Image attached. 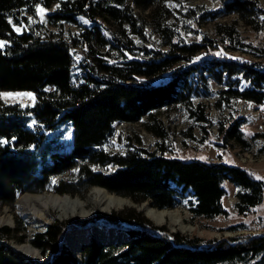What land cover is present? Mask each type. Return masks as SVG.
<instances>
[{"label":"trees","instance_id":"trees-1","mask_svg":"<svg viewBox=\"0 0 264 264\" xmlns=\"http://www.w3.org/2000/svg\"><path fill=\"white\" fill-rule=\"evenodd\" d=\"M169 1L178 0H0V207L13 206L23 193H42L53 178L73 172V178L61 179L53 190L84 196L101 187L138 204L150 201L159 210L174 209L191 195L196 199L190 202L193 217L212 220L230 214L223 204L228 182L242 190L237 194L239 214L262 205L264 182L240 166L168 158L163 143L150 151L140 139L139 146L130 145L122 154L104 149L120 123L145 120L146 131L165 140L159 114L177 107L189 110L206 138L214 122L201 104L195 106L194 98L210 93V82L219 87L218 105L230 107L239 99L264 105V46L243 37L236 23L214 22L219 12L203 7L188 9L187 23L180 24L165 6ZM215 1L254 32L264 31L259 0ZM39 8L49 11L47 21L58 34L38 22ZM137 8L149 17L138 15ZM30 18L37 22L25 30ZM211 22L214 38L200 31ZM65 24L79 31L65 39ZM14 26L24 31L17 33ZM3 92H30L35 101L6 104ZM245 121L219 122L221 142L249 148L240 130ZM63 126L71 128L70 140L57 133ZM187 136L194 139L192 133ZM109 167L113 170L105 172ZM91 221L113 225L126 240L99 243L91 237L79 258L60 242L71 222L56 221L31 240L44 257L36 262L2 244L3 239L25 237L26 228L19 224L0 230V264H264V235L218 243L180 233L167 236L165 227L135 209Z\"/></svg>","mask_w":264,"mask_h":264},{"label":"rangeland","instance_id":"rangeland-1","mask_svg":"<svg viewBox=\"0 0 264 264\" xmlns=\"http://www.w3.org/2000/svg\"><path fill=\"white\" fill-rule=\"evenodd\" d=\"M262 7H264V0H259ZM165 6L172 11L176 18L180 21V24L185 22L184 14L188 11V9H196V8H204L207 11H217L219 12L218 18L214 22H219L221 24H233L236 23V28L245 37L248 41L254 43L255 45L264 46V31L254 32L252 29L248 28L236 15L228 14L224 12V9L221 3L215 0H178V1H169L165 3ZM39 8L38 14L39 19L38 22L42 23L46 28L51 29L53 32L58 34V29L51 26L48 23L47 15L49 11L43 10ZM135 12L145 17H149L147 11H143L142 9L137 8ZM174 19H168L166 23L168 25L175 22ZM37 21L30 18V25L25 28L28 30L33 24ZM214 22L209 23L204 26L200 31L202 34H205L209 38H214ZM185 22L184 24H186ZM17 29H20L17 31ZM14 30L17 33H22L24 31L23 27H15ZM79 30L74 25L65 24L64 25V38L67 39L71 34L77 33ZM149 33H152V29H148ZM193 38H196L193 36ZM152 39L159 44V39L156 35H152ZM250 56V55H248ZM252 57V55L250 56ZM210 93L202 94L199 97L194 98V104H201L206 112L209 114L210 118L213 120L214 125L211 129V134L204 137V132L201 128V124L197 123L192 116L190 115L189 110L186 107H177L172 110H165L159 114V118L164 123L166 128V132L168 134L165 140L159 139L153 134L146 131L142 122L139 123H120L116 127V134L110 140L109 144L105 146V150L111 154H122L126 152L128 146L135 145L139 146L137 140L140 139L142 142V146L150 151L157 150L159 144H164L167 148L166 156L168 158H179L182 160H201L206 162H224L229 165L240 166L249 173L252 174L253 177L264 182V105L256 106L251 102L245 100H232L231 106H226L224 102L222 104H217L218 99V85L214 82L209 83ZM248 85L243 82L241 84L242 89H246ZM1 98L6 104H20L22 106L32 105L35 101V95L30 92H3L1 93ZM237 117H244L246 121L241 125L240 130L243 135V138L247 140L250 144V147L247 148L237 143H228L224 144L221 142L219 138V122L228 119V121H232ZM63 132L65 139L70 140L71 137V128L69 126L61 127L57 133ZM188 133H192L194 139L187 136ZM205 139V141H203ZM217 143H223V146L217 145ZM225 145V147H224ZM98 169V168H97ZM100 170V169H98ZM113 170L112 167H109L108 170H104L105 172H111ZM76 172L65 174L61 177H55L52 180L51 188L46 190L47 192L57 193L53 188L59 183L61 179L73 178ZM225 187L228 191L227 196L223 200V204L226 209L229 210V216H218L212 220H198L195 219L190 212V202H196V199L189 195L187 199H185L182 205L177 206L174 209L168 210H177L180 216L175 218L173 221L171 218H165L156 222L152 220L145 214V211L141 209L143 203H148L150 206V201H145L142 203H136L129 197H124L131 200L134 204L131 206H124L119 209L105 210L102 209V205L99 203H89L85 207L78 208V212L83 210L84 213H89L88 217L86 216H78V215H70L67 218H58V213L55 210L46 211V213L50 214L54 217L53 221L50 224H44L38 226L33 232V235L29 234L30 223L28 220L17 212H13L14 223L13 226L3 225L0 227V230L4 228L15 229L17 225L21 224L25 226L26 233L25 237L22 240H17V237H11L8 239L1 240L3 243L5 242L8 246L13 244L18 245L26 242L27 239L30 238V241L33 239V236L36 233L43 232L47 226L53 224L54 222H68L71 223L67 225L65 231L60 238V242L67 246V248L77 257L80 258V249L84 243L90 241L91 237H93L99 243H108L102 239L103 235L107 234H115L117 235L116 241H109V243H121L126 240L125 233L117 230L113 225L104 226L103 222H93L91 221L95 217L104 214H111L120 212L128 209H135L138 212H141L144 217H146L149 221H151L155 226L165 227L167 229L165 235L169 236L174 233H180L189 238H203L207 241L215 240V243L227 241L231 237H239L238 242H242L247 239V237H258L264 235V201L262 205L254 208L250 213L246 215H241L238 212V198L237 194L242 191L239 187H236L228 182L225 183ZM94 188V187H93ZM91 188L86 195L84 196H72L79 197L81 199H86ZM45 192V191H44ZM109 192V191H108ZM40 194V193H23L18 199L22 198V196L26 194ZM43 193V192H42ZM111 193V192H109ZM114 194V193H111ZM59 195H69V194H59ZM117 195V194H116ZM16 200V202L18 201ZM13 206H4L0 207V214H3L5 208H14ZM33 210L42 209L39 205H30ZM66 206H71V204H67ZM153 207V206H152ZM155 208V207H153ZM157 209V208H155ZM167 210V209H164ZM90 221L89 225L78 227L76 225V221ZM172 220V221H171ZM237 224H245L246 229L239 231H229L223 228L228 226H233ZM223 229V230H222ZM73 230L77 233L78 236L82 238L81 246L79 247V252L77 253V249L72 245L71 240L66 239V232ZM20 236V235H18ZM32 243V242H31ZM205 247H209V244H204ZM12 249V248H11ZM9 249V250H11ZM12 251V250H11ZM14 252V251H12ZM15 253V252H14ZM21 257L25 259H31L36 262H44V257L41 255L40 259H34L29 256L22 255ZM50 255L48 256V258Z\"/></svg>","mask_w":264,"mask_h":264},{"label":"bare ground","instance_id":"bare-ground-1","mask_svg":"<svg viewBox=\"0 0 264 264\" xmlns=\"http://www.w3.org/2000/svg\"><path fill=\"white\" fill-rule=\"evenodd\" d=\"M99 203L102 205V209L112 210L119 209L124 206H131L134 203L122 196L111 194L108 190L101 187H94L88 194L86 199H81L79 197H72L70 195H59L51 192H43L40 194H26L22 198L18 199L14 208H5L3 214H0V227L3 225L13 226V212L25 217L30 223L29 234L33 235L35 229L38 226L44 224H50L54 217L46 213V211L55 210L58 213V218H67L70 215H82L88 217L89 213H84L83 210L78 212V208H83L89 203ZM71 206H66L67 204ZM30 205L41 206L42 209L33 210ZM145 211V214L152 220L159 222L165 218H171L175 221V218L179 215L177 210H159L150 206L148 203H143L140 207ZM178 218V217H177ZM171 220V221H172ZM78 232V231H76ZM73 230L67 231L65 234L66 239L71 240L72 245L76 247L77 253L79 252V247L81 246L82 238L77 235ZM105 241H116L117 235L115 234H105L102 236ZM9 249L18 252L22 255L29 256L34 259H40V251L31 243L30 238L26 242L18 245L8 246L5 242L3 243ZM77 255V254H76Z\"/></svg>","mask_w":264,"mask_h":264},{"label":"snow or ice","instance_id":"snow-or-ice-1","mask_svg":"<svg viewBox=\"0 0 264 264\" xmlns=\"http://www.w3.org/2000/svg\"><path fill=\"white\" fill-rule=\"evenodd\" d=\"M41 12H43V10H41ZM20 29H17V31H19ZM4 46V42L0 41V48H2ZM259 179V177H257Z\"/></svg>","mask_w":264,"mask_h":264},{"label":"water","instance_id":"water-1","mask_svg":"<svg viewBox=\"0 0 264 264\" xmlns=\"http://www.w3.org/2000/svg\"><path fill=\"white\" fill-rule=\"evenodd\" d=\"M2 244H3V242H2Z\"/></svg>","mask_w":264,"mask_h":264}]
</instances>
